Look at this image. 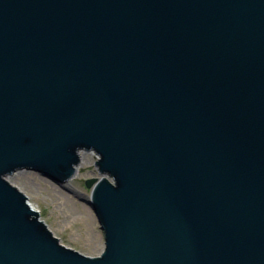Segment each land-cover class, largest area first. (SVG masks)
Returning <instances> with one entry per match:
<instances>
[{
    "label": "water",
    "instance_id": "95a60500",
    "mask_svg": "<svg viewBox=\"0 0 264 264\" xmlns=\"http://www.w3.org/2000/svg\"><path fill=\"white\" fill-rule=\"evenodd\" d=\"M82 153L96 257L8 181ZM0 264H264V0H0Z\"/></svg>",
    "mask_w": 264,
    "mask_h": 264
},
{
    "label": "rangeland",
    "instance_id": "374dc122",
    "mask_svg": "<svg viewBox=\"0 0 264 264\" xmlns=\"http://www.w3.org/2000/svg\"><path fill=\"white\" fill-rule=\"evenodd\" d=\"M97 157L94 153H85L81 157L78 174L72 181L75 194L34 172L21 171L8 177L29 198L30 204L40 212L41 219L63 245L91 257L100 255L105 248L104 232L85 200L91 195L85 180L101 178L95 166Z\"/></svg>",
    "mask_w": 264,
    "mask_h": 264
},
{
    "label": "bare ground",
    "instance_id": "6f19581e",
    "mask_svg": "<svg viewBox=\"0 0 264 264\" xmlns=\"http://www.w3.org/2000/svg\"><path fill=\"white\" fill-rule=\"evenodd\" d=\"M83 156V153H82V155H81V157ZM8 181H9V179H8ZM10 182V181H9ZM11 184H12V182H10ZM13 185V184H12ZM15 186V185H14ZM68 187L70 186L71 187V183H69L68 185H67ZM31 207L33 208V210H37L32 204H31Z\"/></svg>",
    "mask_w": 264,
    "mask_h": 264
}]
</instances>
